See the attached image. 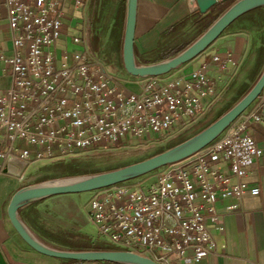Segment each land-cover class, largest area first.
<instances>
[{
    "label": "built area",
    "instance_id": "obj_1",
    "mask_svg": "<svg viewBox=\"0 0 264 264\" xmlns=\"http://www.w3.org/2000/svg\"><path fill=\"white\" fill-rule=\"evenodd\" d=\"M89 3L0 0V21L12 33V55H0L11 77V86L0 93V176L23 181L43 162L146 142L157 134L167 138L194 126L220 102L224 91L209 73L226 74L229 64L236 65L231 54L215 55L189 74L129 76L93 49ZM251 124L264 128V88L193 157L92 192L85 210L96 238L156 264H197L212 254L218 201L260 195L246 182L260 154L247 132Z\"/></svg>",
    "mask_w": 264,
    "mask_h": 264
},
{
    "label": "crops",
    "instance_id": "obj_2",
    "mask_svg": "<svg viewBox=\"0 0 264 264\" xmlns=\"http://www.w3.org/2000/svg\"><path fill=\"white\" fill-rule=\"evenodd\" d=\"M230 1L232 6L235 1ZM190 8L189 1L184 0H138L134 51L139 65L156 64L148 59V55L158 48L163 35L185 18H190L189 23H192L194 21L192 14L201 15L200 12L191 13ZM219 13L220 8L214 7L206 14L216 16ZM241 36H244L242 32L224 33L197 58L169 74H189L210 63L215 55L225 57L231 54L236 65L229 64V71L226 74L218 75L214 71L209 73L217 79L218 90L225 92L228 84L239 74L246 56L249 39ZM122 49L123 43L121 52ZM115 51L112 54L113 62L117 63L115 57L119 55L120 48L117 47ZM0 55L5 57L12 55V33L4 20L0 21ZM131 85L127 84L126 87ZM10 86L9 66L1 62L0 93L5 92ZM247 132L258 145L260 154L249 166L246 182L249 189L259 188L260 195L254 197L247 193L239 203L235 199L218 201L216 210L219 222L212 224L215 248L212 254L197 264H264V128L251 124ZM222 169L229 173L227 164H223ZM25 187L23 181L0 176V264H65L62 260L35 252L14 230L7 214L8 205L12 196ZM86 194L54 196L35 202L33 212L39 214L42 220L50 218L62 230L93 236L91 238L95 241L97 239L85 210L89 201L84 200ZM236 204H239V207L229 209ZM26 225L28 226L27 223ZM220 227L222 230H219Z\"/></svg>",
    "mask_w": 264,
    "mask_h": 264
},
{
    "label": "water",
    "instance_id": "obj_3",
    "mask_svg": "<svg viewBox=\"0 0 264 264\" xmlns=\"http://www.w3.org/2000/svg\"><path fill=\"white\" fill-rule=\"evenodd\" d=\"M230 0H190V12L206 14L219 3ZM264 7V0H240L235 2L214 24L188 48L177 56L153 65H139L135 58L134 44L137 24L138 0H127L123 36L122 62L127 74L133 77L163 76L179 69L205 52L224 32L245 14ZM264 88V71L253 88L229 111L193 138L146 160L83 178L57 181L17 191L11 198L7 214L20 238L35 252L62 261L156 264L154 261L122 250L65 251L53 248L39 240L20 217V211L41 200L61 195L92 193L97 190L123 184L152 174L166 166L183 162L206 148L229 128L256 101Z\"/></svg>",
    "mask_w": 264,
    "mask_h": 264
},
{
    "label": "rangeland",
    "instance_id": "obj_4",
    "mask_svg": "<svg viewBox=\"0 0 264 264\" xmlns=\"http://www.w3.org/2000/svg\"><path fill=\"white\" fill-rule=\"evenodd\" d=\"M120 2L121 0H90V3L88 5L87 13L90 24L91 43L93 49L96 50L95 46H97L98 44L97 47L99 50L96 51H100L99 53L109 61H114L112 54L116 52L115 50L117 48L115 47L114 43V30L116 29L117 17L120 11ZM231 4V1H227L224 3L217 4L216 7H220L223 10L226 9L227 11L230 8ZM125 17L126 8L124 14L123 31L121 33L122 43L124 36ZM231 32H242L244 36L241 37L249 39V44L247 45V51L246 56L244 58V62L241 66L239 74L230 82V84H228L229 86H227V89L223 93V96L217 106H215L209 113L203 116L194 126L182 131L175 130L167 138H164V136H159L157 134L153 135V138L146 142L134 141L129 143H120V145H117L111 149L91 152L67 160L43 162L42 164L38 165L35 169H33L30 174L26 177V179L23 180V185L26 187H33L43 184H51L57 181L83 178L99 173L113 171L165 152L193 138L194 136L208 128L220 118V114L224 113L227 108L231 109L253 88V86L256 84V82L264 71L263 66L262 70L258 71L255 74V66L258 51L264 41V30L249 27L248 29L242 30L231 29L224 33ZM194 35L195 30L192 28L183 38V41H181V43L177 45V49L183 46L186 42L192 40ZM118 54L119 55L115 57L116 62L118 66H121L123 68L122 52L120 51L119 53L118 51ZM253 74L255 75L252 78ZM244 87H248V92L240 98L239 93L244 89ZM126 88L133 92H139V88L134 85L128 86ZM71 161L78 162L81 165V171L87 174L73 178L58 179L53 177L55 174L61 173L60 171L53 170V166L61 162L69 163ZM142 178L143 177L139 179ZM91 196L92 193H87L84 196V200L88 201ZM33 218L37 221V224L39 226L45 229H61L59 228V226H57V224H55V222L51 221L50 218L47 220H42L39 214H33ZM90 227L94 231L93 227ZM31 230L39 240L46 244H51L49 243V241H47L46 239L41 237L37 232H35L32 228ZM92 241L95 243L108 245L103 241H100L99 239L94 241L93 238Z\"/></svg>",
    "mask_w": 264,
    "mask_h": 264
},
{
    "label": "trees",
    "instance_id": "obj_5",
    "mask_svg": "<svg viewBox=\"0 0 264 264\" xmlns=\"http://www.w3.org/2000/svg\"><path fill=\"white\" fill-rule=\"evenodd\" d=\"M126 2L127 0H121L120 2V11L117 17L116 29L114 30L115 47H119L120 51L122 47L121 33L123 31ZM216 8L219 9L220 7H216ZM225 12L226 9L223 10L222 8H220V13L216 16H211L210 14L196 15V13H194L191 15V17L194 18V21L192 23H189L190 18L183 19L163 35L158 48L153 53L148 55V59L153 63H159L177 56L179 53H181L186 48H188L192 43H194L198 38H200L214 24V22ZM249 27L264 30V7L257 8L245 14L240 19H238L234 24H232L225 32L231 29L234 30L248 29ZM192 28L195 30V35L192 38V40L186 42L183 46L177 49V45L181 43V41H183V38ZM97 46H95V48L96 50H99ZM263 66H264V41L258 51L256 66H255V74L258 71L262 70ZM255 74H253L252 78L254 77ZM247 92H248V87H244V89L239 93L240 98ZM229 110L230 109L227 108L225 112ZM224 113L220 114V117L224 115ZM80 166L81 165L76 161H71L69 163H62V162L58 163L55 166H53L52 169L55 171H60L61 173H57L53 177L58 179L73 178L87 174L81 171ZM36 203L30 205L25 210H22L20 213V217L41 237L49 241V243L52 244L51 246H53L54 248L59 250L74 251V252L91 251V250L94 251L117 250L110 245L95 243L92 241V238L90 236L85 234L62 230V229H56V230L45 229L39 226L37 224V221L32 217V215L35 213L33 211ZM63 262L72 263L74 261H63Z\"/></svg>",
    "mask_w": 264,
    "mask_h": 264
}]
</instances>
